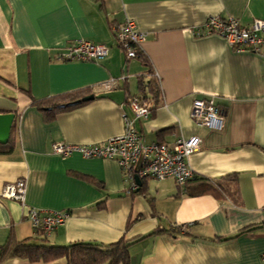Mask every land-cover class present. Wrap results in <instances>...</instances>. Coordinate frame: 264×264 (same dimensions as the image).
Here are the masks:
<instances>
[{
  "label": "crops",
  "instance_id": "0c3cea01",
  "mask_svg": "<svg viewBox=\"0 0 264 264\" xmlns=\"http://www.w3.org/2000/svg\"><path fill=\"white\" fill-rule=\"evenodd\" d=\"M213 15L248 24L264 19V0H0V113H16L0 143V187L27 181L25 204L0 198V245L39 237L27 215L36 207L69 212L48 243L124 239L132 242L128 264H264V46L239 51L220 34H201ZM129 18L147 32L143 57L127 59L115 39L113 24ZM78 39L109 53L62 59ZM112 77L119 84L107 90ZM138 93L152 103L137 122L144 143L201 137L189 157L196 178L185 186L147 178L129 194L116 160L54 152L56 142L89 146L123 133L128 98ZM68 95L94 98L48 117L42 100ZM206 96L225 111L221 129L191 116L194 99ZM197 177L227 190L199 192Z\"/></svg>",
  "mask_w": 264,
  "mask_h": 264
},
{
  "label": "built area",
  "instance_id": "2783aa9c",
  "mask_svg": "<svg viewBox=\"0 0 264 264\" xmlns=\"http://www.w3.org/2000/svg\"><path fill=\"white\" fill-rule=\"evenodd\" d=\"M201 34L217 33L239 51L261 52L264 46V19L255 18L251 23H242L236 17L222 18L211 16L201 27ZM113 33L117 43L125 50L127 59L138 57L147 32L138 29L133 19L113 24ZM109 53V47L88 39H78L69 44L62 53L64 60L98 61ZM119 78L112 77L102 83L109 90L119 84ZM128 105L131 114L124 113L125 128L120 135L111 137L105 143L95 145H70L63 142L53 144L55 153L69 155L73 151L81 152L85 157L111 158L117 161L125 174L127 193L140 188L136 176L142 181L147 178H173L179 186H185L196 177L190 165L189 157L201 147L202 139L195 134L190 137H177L172 143H144L137 122L151 115L152 103L143 93L130 95ZM193 120L210 129H221L225 111L214 96L197 97L191 109ZM27 181L20 178L0 187V198H10L25 204ZM37 234L48 237L69 217V212L41 210L31 207L27 213ZM264 259V254H263Z\"/></svg>",
  "mask_w": 264,
  "mask_h": 264
},
{
  "label": "trees",
  "instance_id": "16d2710c",
  "mask_svg": "<svg viewBox=\"0 0 264 264\" xmlns=\"http://www.w3.org/2000/svg\"><path fill=\"white\" fill-rule=\"evenodd\" d=\"M138 54V57H143L141 50L138 51ZM76 100H79V98L75 95H68L66 97H59L58 99H49L48 101L42 100V102L45 104L49 102L51 104L47 109V115L51 118L60 111L85 102L72 104ZM197 179L201 181L199 192L212 191L219 193L221 190H227V187H224L221 183L211 182L204 177H197ZM162 231L164 230L157 229L152 235ZM131 244L132 242L121 239L111 244L80 241L68 245H57L48 243L46 237L39 235L36 238L9 241L0 245V263L10 257L27 258L31 262L48 261L65 257L67 264H118L120 262L128 264L130 256L129 247Z\"/></svg>",
  "mask_w": 264,
  "mask_h": 264
},
{
  "label": "water",
  "instance_id": "95a60500",
  "mask_svg": "<svg viewBox=\"0 0 264 264\" xmlns=\"http://www.w3.org/2000/svg\"><path fill=\"white\" fill-rule=\"evenodd\" d=\"M93 95H88L83 97L82 99L74 101L72 104H77L85 100L93 99ZM16 119L15 112H7V113H0V143H7L10 138L11 130L13 123ZM136 180L139 186L142 185L143 181L138 176H136Z\"/></svg>",
  "mask_w": 264,
  "mask_h": 264
}]
</instances>
